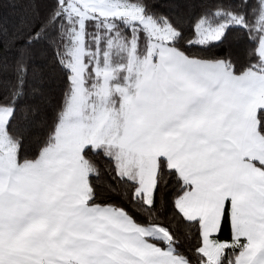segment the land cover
I'll list each match as a JSON object with an SVG mask.
<instances>
[{"label":"snow or ice","instance_id":"6c2138e0","mask_svg":"<svg viewBox=\"0 0 264 264\" xmlns=\"http://www.w3.org/2000/svg\"><path fill=\"white\" fill-rule=\"evenodd\" d=\"M233 31L243 63L192 52ZM42 40L68 87L31 158L0 102V264H264V0H216L187 26L148 0H55ZM102 164L123 202H98Z\"/></svg>","mask_w":264,"mask_h":264},{"label":"trees","instance_id":"16d2710c","mask_svg":"<svg viewBox=\"0 0 264 264\" xmlns=\"http://www.w3.org/2000/svg\"><path fill=\"white\" fill-rule=\"evenodd\" d=\"M54 2L55 0H0V102L14 101L17 104L13 127L23 134L25 147L22 155L27 158H31L47 138L68 87L64 73L56 62L54 49L43 40L28 45L29 34L44 23ZM215 2L216 0H148L150 5L156 6L158 12L170 15L179 12L185 17V26L189 17L199 14L205 5L211 6ZM175 4H180L181 7L176 8ZM251 47L246 33L233 31L223 45L192 49V52L207 59L230 57L243 63ZM21 60L27 67V73L23 77L17 99L11 95V91L20 82L17 66ZM259 112L260 110L258 115ZM93 183L98 202H123L111 199L120 196L123 188L115 185L116 190L109 191L107 185L112 181L105 164H102L99 180L93 178ZM157 208L161 219L172 215L171 207L163 205L159 198ZM227 238H230V230L226 227L220 233V239ZM195 242L193 236L191 243ZM185 247L187 248V242Z\"/></svg>","mask_w":264,"mask_h":264}]
</instances>
